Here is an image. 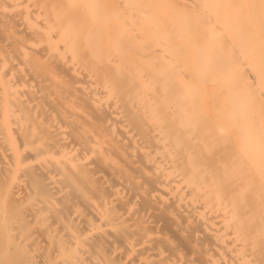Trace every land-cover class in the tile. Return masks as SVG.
I'll list each match as a JSON object with an SVG mask.
<instances>
[{"label": "bare ground", "instance_id": "1", "mask_svg": "<svg viewBox=\"0 0 264 264\" xmlns=\"http://www.w3.org/2000/svg\"><path fill=\"white\" fill-rule=\"evenodd\" d=\"M157 65L151 81L217 68L230 109L186 122L190 95L137 80ZM262 76L264 0H0V264H264V179L228 183L196 147L204 118L256 160Z\"/></svg>", "mask_w": 264, "mask_h": 264}, {"label": "crops", "instance_id": "2", "mask_svg": "<svg viewBox=\"0 0 264 264\" xmlns=\"http://www.w3.org/2000/svg\"><path fill=\"white\" fill-rule=\"evenodd\" d=\"M123 22V21H122ZM122 24V23H121ZM133 42L131 38H129ZM169 40H166V48L167 43ZM176 43L175 47L176 50L180 53L178 55L174 54L175 49L173 50V47L168 45V48L166 49L167 52H169L168 58L173 62V64H177L178 67H181V70L184 69V65L187 66L189 61L187 60V56L181 54L183 52H187L188 50H184L182 47L180 48ZM134 56V55H133ZM139 58L140 56L137 55ZM167 57V56H166ZM131 56L128 58V62L138 64L137 62L131 61ZM182 66H179V65ZM183 68V69H182ZM179 70V69H177ZM224 70V69H223ZM164 71V67L161 66H155V68H152L149 75L145 76L144 73L146 71L137 72L136 78L137 80H140L138 77L142 76L145 79V83H149L151 86V89L149 88L146 90L147 93L155 94L159 96L160 100H166L168 102L175 103V98H171L174 95H184L183 98L190 95L191 99L193 98V104H191L189 108V116L185 118L186 122L192 123L193 120L197 117L196 114L198 113L199 117H202L204 114V111L211 116H220L222 115V111H225L226 109L229 110L230 108L224 107L219 109H216L217 103L213 98V93H218L219 100L223 101L226 96L231 92L229 86L226 83H223L221 81V78L219 76L220 72H217V68L212 69H204L201 74V76H198L197 78H194L193 76H189L188 72L182 71L178 72L176 71V75L174 74L173 77L168 79L162 78L159 80H152L151 81V74H157L162 75ZM150 77L149 80H147ZM142 79V80H144ZM177 81V84H176ZM230 85H233L229 83ZM175 85V86H174ZM176 89V91H175ZM178 89V90H177ZM235 89V88H234ZM169 95V96H167ZM174 96V97H175ZM205 109V110H204ZM208 114V115H209ZM209 115V116H210ZM210 116V117H211ZM212 120L214 121V118ZM205 123V130L204 135H206V138L202 142H198V145L196 146L198 148V151H200L203 148L208 149L207 153L213 154L212 157L216 160L218 158L219 165H222L221 168L224 169V172H221L220 174L223 176V174L230 175L238 180H248L251 179L250 177H261L260 179H264V150H260V152H257L256 155L253 157L256 160H251L250 162L246 163H237L236 156H235V148L238 143V138L236 136V129H229L230 133H228V137H225L222 133V131L218 128L216 123H209L204 120V118H200ZM163 122H161L162 125ZM191 137V136H190ZM224 139V140H223ZM214 141V142H213ZM264 141V140H263ZM223 143L221 145L220 143ZM262 142V141H261ZM220 144V147H219ZM200 149V150H199ZM206 151V150H205ZM220 153V154H218ZM263 160V161H262ZM262 161V162H260ZM217 163V160H216ZM217 165V164H216ZM234 168L236 169V172H234ZM254 178V179H255Z\"/></svg>", "mask_w": 264, "mask_h": 264}, {"label": "rangeland", "instance_id": "3", "mask_svg": "<svg viewBox=\"0 0 264 264\" xmlns=\"http://www.w3.org/2000/svg\"><path fill=\"white\" fill-rule=\"evenodd\" d=\"M196 37L197 38H200L201 37V34H197V33L194 34L193 33V35L190 36V34L188 33V38L189 39H193V38H196ZM225 48H226L225 46H220V47L219 46H214V47H212V51H214V57L216 58L217 57L216 54H217L219 58H223L225 61L226 60H230L229 66H230V68H231V66H232V68H234L235 67V59H236V58H234V56L237 54V52L239 50H235L234 48L233 49H228V48L225 49ZM221 51H230L231 53H230V55L225 56L222 53H220ZM215 52H216V54H215ZM221 68H223V67H221ZM240 82L242 83L243 81H240ZM261 82L264 85V76H262ZM255 106L253 107L254 109L255 108H259V105H257L256 107ZM262 119L264 120V117L263 116H262ZM162 150L165 151V153H166V152H168V150H174V149L172 147H164ZM164 157H166V156H164ZM174 158H176V156H174ZM185 165L188 166V164H185ZM190 166H192V164H190ZM214 174H216V173L215 172L214 173L213 172H209V171H207V172L201 171L198 174V176L200 175L201 177L202 176L208 177V176H214ZM226 180H227L228 183H231L233 185H236V184L237 185H239V184L240 185L246 184L247 186L250 185L249 182L255 181L253 179L238 180V179H235L234 177H232L230 175H228V178ZM247 186L238 187V188L235 187V186H232V190L233 191H237V193H241L242 195H246V194H249V193H253L254 199H256V197L259 198V195L254 194L255 192L252 191L251 189H249V187H247ZM261 190H263V188L256 189V192H259ZM250 191H252V192H250Z\"/></svg>", "mask_w": 264, "mask_h": 264}]
</instances>
